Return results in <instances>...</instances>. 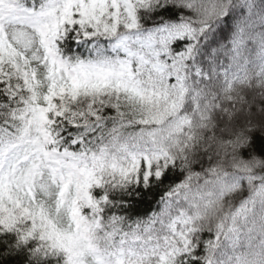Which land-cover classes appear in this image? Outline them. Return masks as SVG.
Returning a JSON list of instances; mask_svg holds the SVG:
<instances>
[{
  "label": "snow or ice",
  "instance_id": "6c2138e0",
  "mask_svg": "<svg viewBox=\"0 0 264 264\" xmlns=\"http://www.w3.org/2000/svg\"><path fill=\"white\" fill-rule=\"evenodd\" d=\"M0 264H264V0H0Z\"/></svg>",
  "mask_w": 264,
  "mask_h": 264
}]
</instances>
